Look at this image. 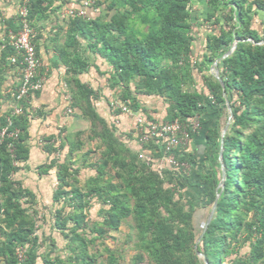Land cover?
<instances>
[{
	"label": "trees",
	"instance_id": "trees-1",
	"mask_svg": "<svg viewBox=\"0 0 264 264\" xmlns=\"http://www.w3.org/2000/svg\"><path fill=\"white\" fill-rule=\"evenodd\" d=\"M204 1L203 20L217 28L206 32L199 52L192 30L194 0H95L96 8L103 7L101 13L64 18L66 29L55 28L51 42L65 68L69 107L89 123L86 139L97 142L100 155L85 164L86 152L76 166L85 147L83 132L61 129L44 138L48 162L36 170L39 175L55 170L51 228L65 245L64 254L55 253V241L47 238L40 252L36 195L14 178L30 157V97L22 102V114L10 115L13 99L8 111H0V126H7L10 116L8 134L17 133L0 140V264H102L97 242L104 244L128 219L133 221L134 264H264V0ZM63 6L70 1L29 0L34 31L39 35L38 23ZM19 28L17 16L5 22L6 33ZM235 41L233 52L217 63L222 86L209 68ZM33 43L37 49L36 39ZM12 54L7 38L0 41V92ZM89 55L108 64V87L118 90L120 101L132 111L153 119L140 102L143 96L164 102L162 122L187 125L205 112L215 118L206 133L212 163L198 174L197 203L182 193L183 168L158 171V141L134 150L117 132L115 121L97 111L100 90L80 78L90 67ZM197 81L200 88H195ZM225 99L232 119L222 135L229 117ZM143 149L150 152L142 158ZM173 154L180 163L192 161L183 148ZM82 168L95 173L80 185ZM217 193L214 215L205 228ZM94 203L99 205L98 219L90 220ZM245 242L250 245L248 257L238 253ZM104 249L107 264H120L115 251Z\"/></svg>",
	"mask_w": 264,
	"mask_h": 264
},
{
	"label": "crops",
	"instance_id": "crops-1",
	"mask_svg": "<svg viewBox=\"0 0 264 264\" xmlns=\"http://www.w3.org/2000/svg\"><path fill=\"white\" fill-rule=\"evenodd\" d=\"M17 4L18 0H0V41H2L5 36V22L16 16ZM68 7L63 6L57 10L56 14H51L49 18L40 21L38 23L39 35L36 31L34 38L36 39L37 44V54L39 55L42 62V67L39 69V75L44 77V83L42 89L38 91V95L34 93L30 96L29 104L32 114L29 123L30 138L28 140V145L30 147V157L17 174L21 175L25 173V177L27 173L34 172L39 179L41 178L40 181L43 180L42 176L44 175H39L36 168L46 163V161L48 162L47 153L43 149L44 138L50 135H56L61 129H64L66 133H75L78 131L83 132L81 138L84 140L85 136H87L88 130L80 129L79 124H81V121L84 119L77 115V111H74L73 109L70 113L66 111L69 107V93L63 79L65 68L59 61L57 52L55 51V43L51 42V39L54 35L53 32L56 31L55 28L62 26L64 29H66V24L62 20L64 18H68L64 16V11ZM191 10L193 14L196 15L192 25L193 33L197 36V42L199 41V37L201 42H203L205 34L209 30L206 26L204 27L205 29H202L204 32V37L201 33H199L202 23L201 21L206 12L205 1L194 0ZM93 15H95V13ZM60 40L62 41V39ZM88 58L90 67L86 73H83L80 76V78L82 81L93 87V84L89 82L91 80L88 79L89 74H92L94 70L100 74L102 68L105 69V71H107L109 68L108 64L98 57L89 55ZM3 77L4 80L0 92V111L6 112L10 109L12 102L11 96H7V94L9 92L11 94L17 88L20 74L14 65H10L4 69ZM100 99L101 96L99 95L96 103ZM110 111L107 118L105 116L103 117L109 122H112V120L113 122L115 121L116 128L119 129L123 136L128 137V134L131 135L132 130L135 132V120L133 116L123 113H119L118 115L114 114L112 113L113 109ZM199 120L201 124L199 125L198 129L193 132L189 145L184 148V152L190 154L192 161L189 164L185 163L186 167L183 169L184 179L182 193L188 200L194 203H197L199 199V189L197 188L198 174L201 172H207L210 169L212 163V160L209 158L207 153L206 133L207 129L213 125L215 118L210 115V112H205L200 115ZM139 149L140 145L138 144V150ZM87 152L90 154L89 150ZM52 171L55 172V170ZM49 176L51 177L52 175ZM21 182L24 187L27 186L26 182Z\"/></svg>",
	"mask_w": 264,
	"mask_h": 264
},
{
	"label": "built area",
	"instance_id": "built-area-1",
	"mask_svg": "<svg viewBox=\"0 0 264 264\" xmlns=\"http://www.w3.org/2000/svg\"><path fill=\"white\" fill-rule=\"evenodd\" d=\"M71 6L66 8L64 16L66 17H81L89 18L96 13L95 0H69ZM28 2L29 0H18L16 8L17 21L19 30L15 33L12 30L5 32L2 41L7 38L8 45L13 49V54L10 56V63L19 71V84L14 92L11 93V98L16 101L11 107L10 115H19L23 113L24 99L30 97L43 87L44 77L39 75V69L42 67V62L36 52L33 39L35 31L31 27L28 20ZM2 45L1 48H4ZM70 98V97H69ZM113 110L119 109L120 113L131 115L135 120V132L138 138L140 147L152 140L158 141L161 146L162 157L157 161V169L160 173L165 167L185 168V163H180L175 158L173 151L177 148H186L191 140V134L198 129L200 123L198 117L191 123L184 125L177 120L173 122H162L158 119H148L143 113L132 111L125 103H112ZM72 109L68 107L67 112ZM4 113V112H2ZM8 125L0 126V140L5 136L16 137L17 133L8 134V126L11 124L10 116L6 117ZM150 150H141L140 156L148 155ZM21 256V255H20Z\"/></svg>",
	"mask_w": 264,
	"mask_h": 264
},
{
	"label": "rangeland",
	"instance_id": "rangeland-1",
	"mask_svg": "<svg viewBox=\"0 0 264 264\" xmlns=\"http://www.w3.org/2000/svg\"><path fill=\"white\" fill-rule=\"evenodd\" d=\"M95 15L101 13L103 11V7H97ZM201 28L199 33L202 34L204 37V32L202 29L206 26L207 29H214L217 28L216 25H212L210 23H207L205 20L202 19L201 21ZM203 25V27H202ZM205 29V28H204ZM198 32V31H196ZM200 37L199 41L195 43V50L196 52H199L201 50L203 42H201ZM98 61V60H97ZM99 62V61H98ZM213 64H211L212 66ZM211 66L209 68V73H211ZM94 70V69H93ZM105 69H101L100 74L97 73L95 70L92 74H89L88 79L90 83L93 84V87L97 90H100L101 92V99L96 103V108L100 112L102 116H105L107 118L109 111L112 110V106H110L108 103H121L119 95L120 92L113 91L108 87L107 83V76ZM198 79V76L196 77ZM195 88H200V85L198 84V81L195 84ZM140 102L142 105L146 107L148 110V113L153 117L157 118L158 120H162L165 115V107L166 105L161 99L158 98H150V97H140ZM67 111V110H66ZM111 112V111H110ZM113 121V120H112ZM80 129H88L89 123L87 121H81V124H79ZM117 132L121 133L119 129H117ZM132 139H129V137L124 136L125 139H127V144L132 147L134 150H138V142L135 132L132 130ZM85 140V148L83 151L79 152L78 154V163L76 166L81 165L82 162V155L90 150V154H88L86 163H93L96 161V159L99 158L100 150L97 148V142H91L86 139V136L84 138ZM47 162V161H46ZM54 171L50 172L48 175H44L43 180L40 181L36 173L29 172L24 177L25 173L19 175L16 174L14 178L21 179V181L26 182L27 188L32 190L33 193L36 195V199L38 201V204L35 205V209L38 210V220H37V231L36 234L40 238L41 242V249L40 252L46 249V244L49 243L47 238H51L55 241L57 245V250L55 253L64 254L63 248L65 245V240L61 237V234L51 228V212L53 210V204L51 201V194L53 190L56 187V180L54 179ZM95 172L93 169L90 168H82L79 174V181L80 185H83L85 180L93 175ZM49 175H52L51 177ZM99 205L94 203L93 207L90 210L89 218L90 220H97V210ZM202 224V221L199 222V226ZM133 221L132 219H128L125 221L117 231H112L110 233L111 237L107 238L104 242V244H101L100 242H97L96 250L99 253V262L102 264H107V256L108 254L105 252V247L109 246V248L113 251H115L116 255L119 257V263L120 264H134V255L136 251L133 248V238H130V235L133 234ZM133 237V236H132ZM238 253L242 257H248L250 253V245L249 242H245L238 248ZM20 255H22L20 253ZM38 264H41L40 260L38 261Z\"/></svg>",
	"mask_w": 264,
	"mask_h": 264
},
{
	"label": "water",
	"instance_id": "water-1",
	"mask_svg": "<svg viewBox=\"0 0 264 264\" xmlns=\"http://www.w3.org/2000/svg\"><path fill=\"white\" fill-rule=\"evenodd\" d=\"M236 46H237V41H235V42L233 43L232 48H231L226 54H224L221 58L217 59V60L213 63V65L211 66V73H212V74H213V75H214V76L220 81V83L222 84V86H223V83H222V80H221V78H220V76H219V71H218V68H217V63H218L220 60L224 59L225 57L229 56V55L233 52V50L236 48ZM225 103H226L227 110H228V112H229V117H228V120H227L226 126H225V128L223 129V131H222V135H224V133L226 132L227 127H228V125H229V122H230V120L232 119V109H231V106H230V104H229V102H228L227 99H225ZM221 146H222V142H221ZM221 155H222V149L220 150V156H221ZM223 180H224V179L222 178L221 182L219 183V186H222V185H223ZM219 186H218V187H219ZM219 195H220V193H217V194H216V197H215L214 203H213V205H212V208H211V210H210V212H209V215H208V217H207V220H206L205 228H206V226L209 224V222L211 221V219H212V217H213V215H214V212H215V209H216L217 200H218V198H219ZM195 248H196V245H195ZM197 254H198V256H201L200 253L197 252Z\"/></svg>",
	"mask_w": 264,
	"mask_h": 264
}]
</instances>
